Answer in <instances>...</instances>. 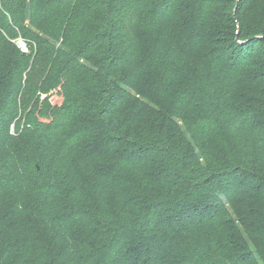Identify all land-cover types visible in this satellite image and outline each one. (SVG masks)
<instances>
[{
  "label": "trees",
  "instance_id": "16d2710c",
  "mask_svg": "<svg viewBox=\"0 0 264 264\" xmlns=\"http://www.w3.org/2000/svg\"><path fill=\"white\" fill-rule=\"evenodd\" d=\"M0 264H264V0H0Z\"/></svg>",
  "mask_w": 264,
  "mask_h": 264
},
{
  "label": "built area",
  "instance_id": "2783aa9c",
  "mask_svg": "<svg viewBox=\"0 0 264 264\" xmlns=\"http://www.w3.org/2000/svg\"><path fill=\"white\" fill-rule=\"evenodd\" d=\"M14 43L16 45V47L24 53H27L29 51L28 49V42L25 38L21 37V36H17L14 39ZM12 130V129H11Z\"/></svg>",
  "mask_w": 264,
  "mask_h": 264
},
{
  "label": "rangeland",
  "instance_id": "374dc122",
  "mask_svg": "<svg viewBox=\"0 0 264 264\" xmlns=\"http://www.w3.org/2000/svg\"><path fill=\"white\" fill-rule=\"evenodd\" d=\"M17 36H20V34H17L16 36H14V37H12V38H10L9 40H10V42H11V44L15 47V43H14V39L17 37ZM44 99V95H40V99ZM53 99V97H52V95H50L49 96V100H52Z\"/></svg>",
  "mask_w": 264,
  "mask_h": 264
}]
</instances>
